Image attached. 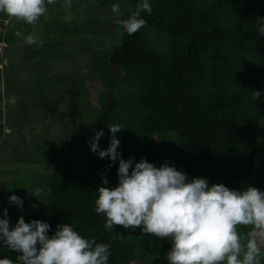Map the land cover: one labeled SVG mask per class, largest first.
<instances>
[{"label": "trees", "instance_id": "trees-1", "mask_svg": "<svg viewBox=\"0 0 264 264\" xmlns=\"http://www.w3.org/2000/svg\"><path fill=\"white\" fill-rule=\"evenodd\" d=\"M121 1L130 2L132 8L122 13L120 21L128 19L143 2L72 0L70 20L65 19L68 12L64 0L46 3L47 11L39 19L43 39L28 46V57L62 56L64 40L74 43L87 37L90 28L85 21L89 18L94 23L84 17V8ZM148 2L152 12L141 14L146 20L144 27L129 35L117 23L114 33L119 43L105 53L92 49L89 73L101 76L107 86L99 96L101 108L95 111L99 131L104 132L99 148L110 145L109 126L120 124L124 128L115 136L120 141L117 151L121 158H133V166L146 159L159 168L165 165L166 158L160 154L167 150L166 133L174 132L190 180L205 178L210 186L224 184L237 191L252 186L264 192V36L257 31L264 23L260 21L264 18V0ZM48 12L51 16L46 17ZM33 29L34 25L0 12V43L20 41ZM17 31L23 36L17 37ZM2 60L0 50V64ZM113 65L117 73L110 91ZM45 74L41 71L31 91L44 95L46 86H50L51 91L59 92L54 84L41 81ZM58 78L64 80L62 76ZM70 78L69 87L77 96L71 100L74 106L79 87L86 91L88 88L83 74ZM3 79L0 66V82ZM12 89L15 88L10 85L9 93ZM255 91L261 93L257 100ZM88 95L87 92L81 100H87L84 104L90 108ZM3 112L0 106V117ZM4 127L0 120V135ZM69 131L70 143L73 130ZM46 133L33 141L36 158L42 164L53 161L43 183L44 192L28 200L24 189L34 185L26 181L27 176L16 180L12 173L0 170V219L5 218L6 209L10 228L21 216L26 223L45 221L50 225V237L58 225L70 224L82 237L110 246L108 264H169L170 238L143 234L140 227L133 230L117 225L106 230V215L95 211L98 188L118 185L119 159L100 158L90 148L77 147L75 141L71 142L74 148L64 146L63 140L51 139ZM254 169H258L256 176L252 175ZM105 178L107 184L103 183ZM13 194L22 199V206L9 202ZM237 231L247 238L256 230L240 225ZM261 251L264 252V242ZM18 255L0 241V259L9 258L18 264Z\"/></svg>", "mask_w": 264, "mask_h": 264}, {"label": "clouds", "instance_id": "clouds-1", "mask_svg": "<svg viewBox=\"0 0 264 264\" xmlns=\"http://www.w3.org/2000/svg\"><path fill=\"white\" fill-rule=\"evenodd\" d=\"M46 3L52 5L56 0H0V12L34 25L45 15ZM71 7L72 0H64L66 20L71 19ZM119 10V5L113 4L112 11ZM144 12H152L148 0L118 23L127 34H135L146 25L141 16ZM260 21L264 22V18ZM257 31L264 36V23ZM15 35L22 37L23 33L17 31ZM25 43L37 44V38L29 35ZM260 96L259 91L254 92L255 100ZM123 128L120 124L109 126L112 136L106 149L101 150L98 145L104 135L102 129L90 144L91 151L100 158L119 159L118 185L97 190L95 211L106 215V230L117 225L133 230L140 227L143 234L170 238L169 264H261L264 192L252 186L243 191L230 190L224 184L210 186L205 178L189 181L186 173L167 164L157 168L146 159L133 166V158L125 160L117 151L120 141L115 133ZM103 183H108L106 178ZM9 202L22 206V199L14 194ZM4 217L0 219V241L19 253L18 264H108L110 246L82 237L70 224L58 225L50 237V225L45 221L26 223L21 216L10 228L6 209ZM240 225L253 226L256 231L243 238L237 231ZM244 239L246 243H242ZM0 264L13 261L3 258Z\"/></svg>", "mask_w": 264, "mask_h": 264}, {"label": "rangeland", "instance_id": "rangeland-1", "mask_svg": "<svg viewBox=\"0 0 264 264\" xmlns=\"http://www.w3.org/2000/svg\"><path fill=\"white\" fill-rule=\"evenodd\" d=\"M119 5V13L112 11L113 4L107 5H89L84 11V17H90L94 23L86 19L85 25L90 28L87 37L72 43L69 39H63L62 56H53L51 58H30L28 57V44L25 43L27 36L33 35L37 41L42 40L43 33L41 20L34 24L31 33L24 36L20 41L6 42L2 46L1 54L3 60L0 64L4 79L0 82V106L4 112L0 120L4 124V131L0 135V170L3 173H12L16 180H22L27 176L26 181L32 183V188H25V196L29 198H38L44 192L43 185L45 178L50 172L53 161L41 163L36 158L33 141L46 133L51 139L60 138L63 145L74 148L71 142L75 141L76 146L89 149L90 144L99 131V125L96 123V109H100V93L107 89L101 76L90 74L92 69L93 53L92 49L99 48L104 53L108 48L118 44L117 35L114 33V27L120 21L122 13L129 11L132 4L128 1L115 3ZM86 15V16H85ZM51 16L50 12L46 17ZM7 22V20H4ZM155 43H159L153 40ZM167 43V40H166ZM85 47H88L87 49ZM45 71V77L42 82L54 84L50 86L43 95L42 92L31 91L36 85L37 76ZM75 73V76L72 74ZM84 75L86 88L79 87V99H76L75 105H71V100L77 98L72 94L70 77ZM59 76L64 77L63 81ZM14 86L9 93V86ZM49 92V93H48ZM88 92V98L92 107H87L84 101ZM48 93V94H47ZM48 95V96H47ZM76 96V97H75ZM86 105V106H85ZM72 129L70 143L68 142ZM74 137V138H73ZM167 150L160 156L165 160V164L176 168V170L187 174L184 160L181 153L178 138L174 132L166 133ZM38 160V161H36ZM258 169H254L253 176H256ZM5 175H1L3 178ZM44 213L43 210H40Z\"/></svg>", "mask_w": 264, "mask_h": 264}, {"label": "water", "instance_id": "water-1", "mask_svg": "<svg viewBox=\"0 0 264 264\" xmlns=\"http://www.w3.org/2000/svg\"><path fill=\"white\" fill-rule=\"evenodd\" d=\"M113 79H112V81H111V84H110V87H109V90L110 91H112V89H113V84H114V81H115V79H116V73H117V67H116V65H113Z\"/></svg>", "mask_w": 264, "mask_h": 264}, {"label": "built area", "instance_id": "built-area-1", "mask_svg": "<svg viewBox=\"0 0 264 264\" xmlns=\"http://www.w3.org/2000/svg\"><path fill=\"white\" fill-rule=\"evenodd\" d=\"M5 44V42L0 43V50L2 49V46Z\"/></svg>", "mask_w": 264, "mask_h": 264}]
</instances>
